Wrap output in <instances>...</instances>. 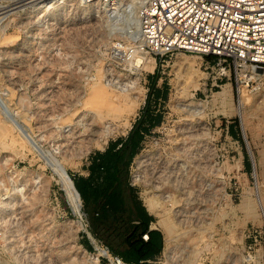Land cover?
Wrapping results in <instances>:
<instances>
[{
	"label": "rangeland",
	"instance_id": "obj_1",
	"mask_svg": "<svg viewBox=\"0 0 264 264\" xmlns=\"http://www.w3.org/2000/svg\"><path fill=\"white\" fill-rule=\"evenodd\" d=\"M6 1L14 0H0V5ZM24 6L14 8L18 17L0 27L7 38L0 46V119L25 147L0 139V264H94L99 251L83 235L86 221L80 198V208L73 212L54 167L64 166L71 181L85 176L83 164L95 150L91 133L102 141L125 136L144 101L159 115V122L143 136L129 165V180L141 202L151 187L135 161L138 155L158 157L169 169L182 159L183 149L201 152L199 160L208 156L209 169L201 166L202 174L195 172L193 200L185 206L189 224L186 234L174 240L176 254L183 261L188 254L200 257L202 264H264V68L246 72L250 79L230 72L226 80L212 67V57L178 53L152 68L165 82V97L154 100L141 83L122 90L103 80L110 39L135 35L129 25L130 15H136L132 3L122 2L107 12V18L80 0H59L38 17ZM126 69L116 67L112 74L122 78ZM149 73L142 71L146 82ZM97 84L121 95L110 114L94 111L96 104L89 98ZM226 84L228 94L221 99L217 94ZM135 96L140 97L135 112L125 119L123 108ZM189 103L200 105L198 115L184 111ZM197 124L201 132L190 133ZM229 124L237 140L226 132ZM164 189L173 198L164 206L175 236L182 230L173 216L174 205H182L185 198L171 181ZM151 215L149 226L155 229L156 217ZM158 231L162 247L148 262L169 264L164 233ZM96 264L109 263L101 258Z\"/></svg>",
	"mask_w": 264,
	"mask_h": 264
},
{
	"label": "built area",
	"instance_id": "obj_2",
	"mask_svg": "<svg viewBox=\"0 0 264 264\" xmlns=\"http://www.w3.org/2000/svg\"><path fill=\"white\" fill-rule=\"evenodd\" d=\"M124 1L80 0L84 4L97 5L105 18L111 16L107 14L109 10L116 9ZM133 1L137 4V33L110 39L104 52L103 80L110 88L131 90L141 83L146 91V81L141 76L145 71L142 68L144 57L153 59V68L156 62L162 66L178 53L212 57V67L226 80L230 72L250 79L247 73L264 68V0ZM119 66H127L126 76L122 78L112 74ZM91 136L95 150L104 149L110 141H102L97 133ZM102 142L104 147L100 146ZM83 233L89 243H93V249L101 251L97 253V263L104 258L109 264H133L122 261L96 243L86 223ZM142 237L146 239V234Z\"/></svg>",
	"mask_w": 264,
	"mask_h": 264
},
{
	"label": "trees",
	"instance_id": "obj_3",
	"mask_svg": "<svg viewBox=\"0 0 264 264\" xmlns=\"http://www.w3.org/2000/svg\"><path fill=\"white\" fill-rule=\"evenodd\" d=\"M146 83L149 98L165 97L161 89L165 82L159 89L149 83V77ZM154 112L144 101L141 113L126 135L108 141L102 150L91 152L83 164L87 174L72 178L87 231L110 254L133 264H149L148 261L153 260L162 247L160 232L149 227L153 216L139 200L128 175L129 165L139 151L143 136L159 122V115ZM231 126H227V133L236 138L237 134L231 133ZM144 234L146 239L142 237ZM84 247L89 249L87 244Z\"/></svg>",
	"mask_w": 264,
	"mask_h": 264
},
{
	"label": "bare ground",
	"instance_id": "obj_4",
	"mask_svg": "<svg viewBox=\"0 0 264 264\" xmlns=\"http://www.w3.org/2000/svg\"><path fill=\"white\" fill-rule=\"evenodd\" d=\"M57 1H59V0H14V1H10V2L6 1L0 5V27H1V25H5L7 22H9L10 21L9 18L18 17V15L16 14L17 12L13 11V9L16 7H19V6L22 7L23 4H26V6H24L25 11H27L28 13H30L32 15L35 14L38 17L42 13L45 14V12L50 9V5L57 2ZM124 2L132 3L134 6L137 5L136 2H134L133 0H125ZM92 4L93 3L90 4L91 9H93V11L97 10L95 7L91 6ZM129 19H130L129 25L131 24V26H132L131 33L136 34L137 30H138V21H137L136 15L135 16H134V14L130 15ZM135 19H136V21H135ZM5 39H7L6 36L0 34V46L5 41ZM153 65H154V63L150 62L147 57L143 58V60H142V68L143 69L151 71L153 68ZM0 92H2V90ZM90 93H92V94H90V95H92V98L90 96L89 99H92L94 104H96L94 111L99 116H101V112H100L101 109H103L102 111H106V113L109 110V114H110V111L115 109V107L119 103V100L121 97V95H119V93H115L114 90L108 91L103 86L98 85V84ZM227 94H228V85L226 84V85H223L221 87V91L217 94V96H220L221 99H224L227 96ZM10 96H11V94H9V97ZM139 100H140V97L135 96V97H133V100H129V103L124 106V108H123L124 112L123 113L125 115V119H127L129 115H131L132 113L135 112V109L138 105ZM171 104H172L171 101H169L168 106H171ZM199 107H200V105H198V104L189 103V104L184 105L183 108H184V111L188 112L189 114H192V115L197 114L198 115V112L196 113L195 111L198 110ZM239 115H240L241 120H242L241 112H239ZM126 124H128V122H126ZM107 125H109V122H107V124L105 126H107ZM197 125H195V126L198 129L196 127H192V128H190L189 132L194 133L196 131L199 132V130L201 132V129H202L201 126L198 125L199 126L198 127ZM189 127H191V126H189ZM92 133H94V132H92ZM185 133H187V132H185ZM198 134H200V133H198ZM5 137L9 138L11 143H17L21 149L25 148L23 146V144L21 143V141L17 138V136L15 135L13 130L8 129L6 126H4V123L2 124V120L0 119V139L5 138ZM193 137H195V136H193ZM198 144H199V142H198ZM192 148H193V146H192ZM194 149H196V148H194ZM199 153L201 154V152H199ZM198 154H197V151L191 152L189 149L188 150L183 149L182 153H181L182 159L181 160L178 159L179 161L176 163V165L174 164L175 166L173 165L174 167L173 168L171 167V169L168 168V166L164 162V160L162 161L157 156H156L157 158H151V156L149 154H141V155H138L135 159V161H137L138 165L142 166L144 168V171H145L144 175H146L144 183L147 186L151 187V191L155 192V193H152L151 191H150V193L143 192L142 204L144 205V207L146 208L148 213H151L156 217V220L153 223L152 227L155 229H158L162 233H164V254H165V259L169 264L170 263H172V264H178V263L202 264L200 257H198V258L193 257V256L191 257V254H190V256L188 254L185 261H183V260H181L182 258H180V256H178L176 254V251L174 250L176 247L174 240L181 237V236H184L186 234V231H187L186 228H187V225L189 224L188 223L189 217H188L187 212L185 210V206H187L189 204V202H191L193 200L192 199V193H193V191H195V189H194V187H195L194 186V179H196L195 172H197V169H199V167H201V166H202V169H206L208 167V164H209L208 163L209 162L208 156H202L201 160H199L198 158L200 156ZM60 166L54 167V169L56 168L54 170V174L57 178V181L61 185V188H62L63 193L65 195V199H66L70 209L73 212H77L78 209L80 208L79 207V196H78V194H76V190H75V188L71 182V179L69 178V176L66 173V168L64 166L63 167L61 166V168H60ZM207 169H209V168H207ZM200 172L202 174L201 170H200ZM205 174H206V172H205ZM170 181H171L172 186L176 190L180 191V193H181L180 196L185 198L184 203L182 205L178 206V204L176 203L177 205L176 204L174 205L175 208L173 207L174 208V211H173L174 215L173 216L176 218L175 219V220H177L176 222H178V224L181 225V230H182V232H180L178 235H175V236L172 234V230H171L172 227L170 228V226H169L170 224H168V222H167V219H166L167 209L164 206L165 202H170L171 200H173L171 195H168L164 191L165 185ZM197 181L199 182V180H197ZM159 192H160V194L158 195L157 193H159ZM206 198H207V196H206ZM170 206L172 207V205H170ZM179 231H177V233ZM204 245H206V244H204ZM209 245L210 244L208 243V247H209ZM205 249H207V248H205ZM99 252H101V251H99ZM247 258H250V257H247ZM93 263L96 264V260H94Z\"/></svg>",
	"mask_w": 264,
	"mask_h": 264
},
{
	"label": "crops",
	"instance_id": "obj_5",
	"mask_svg": "<svg viewBox=\"0 0 264 264\" xmlns=\"http://www.w3.org/2000/svg\"><path fill=\"white\" fill-rule=\"evenodd\" d=\"M153 72H154V71L151 70L150 73L148 74V77H149V83L152 84L155 88H158V89H159L160 86H161V83H162V78H161L160 75H158L157 73H154V74H153ZM140 113H141V111H140ZM140 113H139V114H140ZM139 114H137V117H138ZM137 117H136V118H137ZM136 118H134V119L132 120V122H133ZM130 126H131V125H130ZM130 126H129V127H130ZM128 129H129V128H128ZM127 131H128V130H127ZM88 243H89V242H88ZM88 246H89V249H90L91 245L89 244Z\"/></svg>",
	"mask_w": 264,
	"mask_h": 264
},
{
	"label": "water",
	"instance_id": "obj_6",
	"mask_svg": "<svg viewBox=\"0 0 264 264\" xmlns=\"http://www.w3.org/2000/svg\"><path fill=\"white\" fill-rule=\"evenodd\" d=\"M71 182H72V181H71ZM76 194H78L77 191H76Z\"/></svg>",
	"mask_w": 264,
	"mask_h": 264
}]
</instances>
